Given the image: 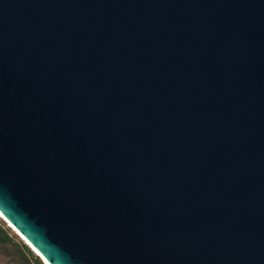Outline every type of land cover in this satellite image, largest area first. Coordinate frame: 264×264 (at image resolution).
I'll return each mask as SVG.
<instances>
[{
	"label": "water",
	"instance_id": "water-1",
	"mask_svg": "<svg viewBox=\"0 0 264 264\" xmlns=\"http://www.w3.org/2000/svg\"><path fill=\"white\" fill-rule=\"evenodd\" d=\"M0 214L48 264H264V0H0Z\"/></svg>",
	"mask_w": 264,
	"mask_h": 264
},
{
	"label": "rangeland",
	"instance_id": "rangeland-1",
	"mask_svg": "<svg viewBox=\"0 0 264 264\" xmlns=\"http://www.w3.org/2000/svg\"><path fill=\"white\" fill-rule=\"evenodd\" d=\"M0 226L8 233L9 240L3 243L0 242V264H17L23 262L25 264H34L36 260H39L42 264L47 262L36 252L18 232L0 216ZM26 245L31 250L32 256L28 258L20 249L21 245Z\"/></svg>",
	"mask_w": 264,
	"mask_h": 264
},
{
	"label": "trees",
	"instance_id": "trees-1",
	"mask_svg": "<svg viewBox=\"0 0 264 264\" xmlns=\"http://www.w3.org/2000/svg\"><path fill=\"white\" fill-rule=\"evenodd\" d=\"M7 240H9V236L8 233H6L4 231V229L0 226V242H7ZM20 249L22 250L23 254L25 256H27L26 258H28L30 255L32 256V252L30 249H28V247L26 245H21ZM17 264H25L23 262L17 263ZM34 264H42L39 260H36Z\"/></svg>",
	"mask_w": 264,
	"mask_h": 264
},
{
	"label": "bare ground",
	"instance_id": "bare-ground-1",
	"mask_svg": "<svg viewBox=\"0 0 264 264\" xmlns=\"http://www.w3.org/2000/svg\"><path fill=\"white\" fill-rule=\"evenodd\" d=\"M1 217H3L1 214H0ZM4 218V217H3ZM5 219V218H4ZM6 220V219H5ZM8 222V221H7ZM9 223V222H8ZM10 224V223H9ZM11 225V224H10ZM12 226V225H11ZM23 238V237H22ZM24 239V238H23ZM25 240V239H24ZM26 241V240H25ZM27 242V241H26ZM28 243V242H27ZM29 244V243H28ZM30 245V244H29ZM37 252V251H36ZM48 264V263H47Z\"/></svg>",
	"mask_w": 264,
	"mask_h": 264
}]
</instances>
